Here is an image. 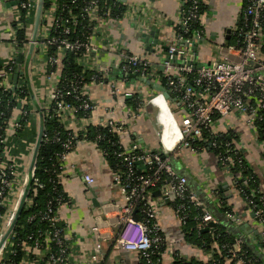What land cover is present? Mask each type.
Instances as JSON below:
<instances>
[{"label":"built area","instance_id":"obj_1","mask_svg":"<svg viewBox=\"0 0 264 264\" xmlns=\"http://www.w3.org/2000/svg\"><path fill=\"white\" fill-rule=\"evenodd\" d=\"M56 1L49 0L48 5L43 6V0H0V91L2 95L16 89L22 92L24 87L28 91V97L16 96L18 105L11 108L7 124L0 125V264H104L106 256L112 258L109 264H162L170 245L157 220L153 191L159 190L158 197L178 222L180 232L190 216L196 231L206 229L204 231L212 232L219 223L201 197L200 189L193 188L187 177L174 168L172 158L182 148L199 149L193 141H200L204 133L215 135L212 131L214 123L233 112L245 115L258 138L257 122L264 119V0H242L241 13L235 25L228 29V35L235 36L236 42L218 40L215 43L217 58L207 65L196 66L191 61L196 55L193 39L204 34L203 29L193 26L194 20H200L198 0H189L187 8H182L187 0H181L178 9V20L185 31L188 27L193 29V36L177 33V43L166 47L165 57L160 62H151L128 47L108 43V50L117 55L114 69L153 81H157L161 72L165 78L163 86L175 95L180 104V116L176 118L173 113L179 137L171 148L162 144L160 151L144 148L138 142L126 147L121 145L123 149L119 155L123 169L112 171V180L121 194V201L103 204L100 212L93 215L91 228L96 241L81 259L74 254V235L57 212L58 206L67 199L63 187L59 190L53 186V195L44 202V207L29 213L26 218L27 222H44V229L27 231L19 238L16 223L20 213L32 207L31 193L44 186L35 176V170L39 144L48 139L44 130L46 119L56 117L63 128L51 133V140L60 146L55 152L60 181L67 176L65 165L69 154L78 141L86 140L83 137L88 126L92 125L91 115L98 109L97 102L90 96L89 83H81L75 78L67 85H61L58 72L61 60L68 52H82L77 62L85 69L96 71L92 81L108 75L111 67L89 55L100 50V44L94 40L95 32L109 19L118 22L130 16L136 20V15L133 5L128 8L126 5L121 18L114 20L110 8L104 6L102 0H69L61 5ZM84 19L87 24H81ZM79 25L88 30L87 35L75 33ZM148 25L144 22L139 26ZM20 30L25 33L24 39L18 35ZM39 61L42 78L49 84L44 98L37 94L39 78L35 67ZM13 74L16 75L15 80L12 79ZM116 80L125 81L120 76ZM116 80L108 81V85L123 102L131 92L122 91ZM71 97L74 101L68 99ZM137 110L138 107H134L131 115H136ZM32 119L38 120L39 128L35 141L29 142L22 134ZM69 119L70 122L79 120V126L70 128L67 125ZM127 124L125 118L112 117L96 125L118 133ZM102 137L99 133L95 140ZM259 140L264 146V140ZM208 144L217 147L216 140L211 139ZM219 144L235 153V156L231 152L217 156L219 166L235 186L238 174L233 175L230 165L235 162L241 164L245 160L244 155H236L239 147L234 142L231 145L229 141L221 140ZM36 147V156L31 163ZM25 149L30 150V155H25ZM26 157L27 163L24 161ZM82 178L89 185L95 182L88 173H84ZM259 199V204L250 197L245 201L258 235L249 233L247 238L254 244L262 242L260 248L264 256L263 192ZM136 207L143 215L141 219L132 214ZM111 208L115 211L113 216L108 215ZM225 215L232 225H240V214L226 211ZM230 235L232 241L214 246L217 252L223 251V259L230 264H264L257 258H245L241 248L242 237L235 233ZM181 237L183 239L182 232ZM106 239L109 243L105 256L103 243ZM183 243L188 251L173 249L168 264H171L173 254L186 258L195 256L203 264H221L214 251H203L184 240Z\"/></svg>","mask_w":264,"mask_h":264},{"label":"crops","instance_id":"obj_2","mask_svg":"<svg viewBox=\"0 0 264 264\" xmlns=\"http://www.w3.org/2000/svg\"><path fill=\"white\" fill-rule=\"evenodd\" d=\"M120 2L127 5V8L130 5L134 6L133 12L136 15V20H132L130 16L123 17L118 22L109 19L101 24L95 32L94 40L100 44V50L96 54L90 53L89 55L93 59L98 58L103 64L111 67V70L108 75L102 76L103 79L89 83L90 96L98 104V109L92 113L90 122L99 124L112 117L125 118L128 124L117 133L122 146L126 147L132 142H138L144 148L151 150L159 148L160 151L162 144L171 148L176 143L175 140L172 141L171 137L178 129L167 100L162 94H155L139 106H133L131 102H120L108 85V81L118 78L114 76L115 69L113 68L117 55L107 47L108 43L114 42L115 46L128 47L135 54L151 62H160L165 56L166 47L173 38L181 0H120ZM204 3L206 8L200 14V23L203 26L204 34L201 43L197 46L196 59L200 64L207 65L217 58L215 43L228 38L227 30L235 25L243 2L242 0H204ZM137 21L138 24H136ZM144 22L149 25L147 27L139 26ZM35 70V74L39 78L37 94L44 98L47 96L49 84L42 78L40 61L36 63ZM119 82L117 83L122 91L131 93L140 91L144 95L153 91L143 80L142 82L136 80L128 84ZM134 107H138L137 114L131 115ZM175 107L179 112V107ZM70 120L67 125L76 129L80 124L79 120L72 122ZM38 128V120L32 119L22 136L26 141L34 142ZM212 131L214 134L228 133L233 136V142L241 149L245 160L259 180L260 190L264 193V156L262 155L264 146L255 136L245 115L230 113L216 121L212 126ZM24 151L25 155L31 153L28 149ZM26 158L24 161L27 163L28 157ZM172 164L180 174L187 177L193 188L200 189L201 197L216 217L218 216L216 207L220 205V196L226 200L234 213L240 214L241 223L237 227L247 224L251 229L257 230L245 200L230 181V176L221 169L216 155L211 150L182 148L172 158ZM65 167L67 176L60 181L67 199L58 206L57 212L68 231L74 235V254L81 259L96 241L95 233L91 228L94 222L93 215L100 212L101 205L121 201V194L112 180V170L94 142L78 141L69 154ZM84 173L92 175L95 182L90 185L86 184L82 178ZM92 190L99 203L97 206L91 201ZM154 196L157 220L170 245L163 256L162 264H168L173 249H180L184 253L188 249L183 243L178 222L170 215L169 208L158 197L159 195ZM108 215H115L113 208L109 210ZM219 218L224 225H232L225 214L220 215ZM241 230L244 236L249 233L256 236L254 231ZM104 241L106 256L109 242L107 239ZM110 259L112 258L106 256L104 264H109ZM121 260L125 262V260ZM221 264L230 263L223 259Z\"/></svg>","mask_w":264,"mask_h":264},{"label":"trees","instance_id":"obj_3","mask_svg":"<svg viewBox=\"0 0 264 264\" xmlns=\"http://www.w3.org/2000/svg\"><path fill=\"white\" fill-rule=\"evenodd\" d=\"M49 0H43V6L48 5ZM69 0H57L56 3L58 5H61L62 3H68ZM199 7H198V13L199 15L204 12L206 6L204 3V0H198ZM102 3L104 6H108L111 11V18L114 20H118L121 18L122 13L125 9V4L121 3L120 0H102ZM190 3L189 0H187L182 8H187L188 4ZM88 22L86 19L82 20L81 24H87ZM193 26L196 28L203 29V26L200 23V20H194ZM88 30L84 29L79 25L75 29V33L87 35ZM179 33L183 36L192 37L193 36V29L191 27H188V29L185 31L184 27L181 25L180 21L176 23L174 27L173 32V38L170 41L171 43H177L176 34ZM24 31L20 30L18 35L19 37L24 39ZM56 34V32H54ZM193 39V38H192ZM201 38L193 39V46L197 51V46L202 41ZM228 43H235L236 39L235 36L229 35L226 39ZM82 52H68L61 60L62 66L59 69V76L61 85H67L68 82L71 80L77 78L81 81V83H90L92 82V76L96 74V71L93 69H85L83 65H80L77 62V58L79 55H81ZM166 54V52H165ZM165 57V56H164ZM163 57V58H164ZM192 63L196 66L202 65L198 62L196 59V55L191 59ZM114 76L116 77H123L125 79V84L132 83L133 81L140 80L142 82V78L138 76L137 74H131V73H124L120 71L119 69H115ZM104 77H100V79H103ZM97 79V80H100ZM159 83L162 85H165V78L161 75L160 77L156 79ZM144 83V82H143ZM24 90L20 92V90H12L9 91L6 94L2 95V92L0 91V125H6L8 116L10 114V110L13 107V105L17 106L18 102L15 101L16 96L20 97H28V91L24 87ZM156 92L152 91L150 94L144 95L140 91H135L131 93V97H124L123 100L125 102H131L133 106H139L141 105L147 98L155 94ZM71 101H74L73 98H68ZM170 109L175 106H180L178 103L177 98L175 95L170 92V96L168 99H166ZM172 111V109H171ZM174 112V111H172ZM80 113V111L78 112ZM258 129L257 134L258 138L261 140H264V119L257 122ZM62 125H60L56 119V117L52 116L48 119H46V122L44 123V130L47 135L46 140H42V142L39 144L38 147V155L36 160V170H35V176L38 177L43 182V188L37 189L34 193L32 192V200L33 205L31 208L28 209V211H22L19 215V218L17 220V226L16 230L18 233V237L21 238L25 235L27 231H33L36 228H45L44 222H27L26 218L29 213L35 211L36 209H42L44 207V202L53 195L52 193V187L55 186L59 190L61 189L62 185L57 178V171L59 168L58 159L55 155V152L59 150V144L51 140V133L55 130H61ZM2 129H0L1 132ZM102 134L103 137L101 139L95 140V136L97 134ZM88 141H95L97 148H99L102 151V154L104 156V159L106 160L107 164L109 165L110 169L113 170H122L123 165L121 162V155H119L122 152V146L119 142L118 134L115 131H109L107 127L100 126L96 124L89 125L87 128L86 136L83 137ZM216 140L217 147L213 148L210 147L208 144L209 140ZM207 140V141H206ZM223 141H229L231 145H233V136H231L228 133H219L215 135L208 136L207 133L203 134V137L200 141H193V145H196L199 148L202 149H208L211 150L216 157L218 155H226L231 151H227V147L223 146L222 144H219V142ZM2 145L0 141V146ZM153 151H159L158 149H152ZM237 156L242 157L241 150H237ZM232 156H235V153L233 154L231 152ZM264 156V149L263 154ZM230 170L232 171L233 175H237V181L238 183L235 185V187L239 190L240 194L242 195L243 199L247 201V197H250L253 199L254 202L257 204L260 203L259 197L262 195V191L259 188V180L256 176V174L252 171L251 167L245 160L242 161L241 164L233 163L230 165ZM219 204L216 207V210L218 211V219L219 223H217L213 229L212 232L207 231H196L193 228V218L190 216L187 222L182 225L181 232L183 236V240L186 243L189 244H195L203 251H209L212 250L215 252L214 256L219 260L221 263L224 257V253L222 250L216 251V248L214 247L215 244L218 246L221 243L232 241L230 235L231 233L238 234L242 237V243L241 248L245 252V258H257L258 262L264 261V256L262 255V242L260 241L258 244L251 243L247 236L242 235L243 231L241 230V227L232 226V225H224L222 221H220L219 216L222 214H225L226 211L233 212L230 208V206L226 203V200H223L219 196ZM138 206L140 205L137 204ZM234 213V212H233ZM133 216L136 218H142L143 215L136 207V209L132 212ZM239 214V213H238ZM22 225V227H20ZM245 234V233H244ZM246 235V234H245ZM256 236L257 233H256ZM171 264H203L202 260L195 256H190L189 258L182 257L179 255L173 254L172 256V262Z\"/></svg>","mask_w":264,"mask_h":264},{"label":"water","instance_id":"obj_4","mask_svg":"<svg viewBox=\"0 0 264 264\" xmlns=\"http://www.w3.org/2000/svg\"><path fill=\"white\" fill-rule=\"evenodd\" d=\"M227 32H228V30H227ZM226 36H228V35H226ZM141 78H142V77H141ZM12 79H13V80L16 79V75H15V74L12 75ZM142 80H143L147 85H149V86L151 87V89H152L154 92L162 94L163 97H164L165 99H168V98H169V96H170V91H169L167 88H165V86H163L161 83H159V82H157V81L150 80L149 78H142ZM153 95H154V94H153ZM36 152H37V147H36V148L34 149V151H33V155H32V158H31V163L34 161V158H35V156H36ZM90 191H91V190H90ZM94 194H95V193H94L93 190H92L91 201H92V204H94V205L97 206L99 203H98V201H97V199H96V197H95ZM158 194H159V190H155V191H153V195H158ZM241 229H243V230H247L248 232H252V231H254L255 234L257 233V230H253V229H251L247 224H245L244 226H241ZM204 230H206V229H204ZM204 230H203V231H204Z\"/></svg>","mask_w":264,"mask_h":264},{"label":"rangeland","instance_id":"obj_5","mask_svg":"<svg viewBox=\"0 0 264 264\" xmlns=\"http://www.w3.org/2000/svg\"><path fill=\"white\" fill-rule=\"evenodd\" d=\"M172 111H174L173 113L175 114L176 118H178L180 116V113L178 112V110L176 109V107L171 108Z\"/></svg>","mask_w":264,"mask_h":264},{"label":"bare ground","instance_id":"obj_6","mask_svg":"<svg viewBox=\"0 0 264 264\" xmlns=\"http://www.w3.org/2000/svg\"><path fill=\"white\" fill-rule=\"evenodd\" d=\"M178 137H179V134H178V130H177L176 133L171 137L172 141H174V140L177 141Z\"/></svg>","mask_w":264,"mask_h":264}]
</instances>
